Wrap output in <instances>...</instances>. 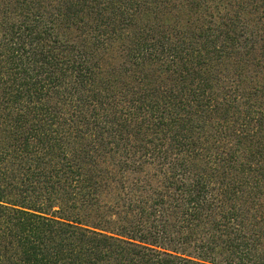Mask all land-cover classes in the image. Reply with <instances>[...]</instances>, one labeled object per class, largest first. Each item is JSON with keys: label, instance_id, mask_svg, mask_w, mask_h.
Returning a JSON list of instances; mask_svg holds the SVG:
<instances>
[{"label": "trees", "instance_id": "obj_1", "mask_svg": "<svg viewBox=\"0 0 264 264\" xmlns=\"http://www.w3.org/2000/svg\"><path fill=\"white\" fill-rule=\"evenodd\" d=\"M0 264H264V0H0Z\"/></svg>", "mask_w": 264, "mask_h": 264}]
</instances>
